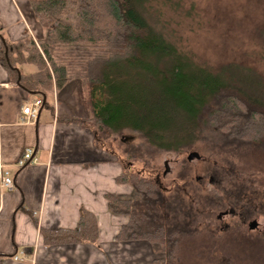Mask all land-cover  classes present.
I'll return each mask as SVG.
<instances>
[{"label":"trees","instance_id":"1","mask_svg":"<svg viewBox=\"0 0 264 264\" xmlns=\"http://www.w3.org/2000/svg\"><path fill=\"white\" fill-rule=\"evenodd\" d=\"M157 1L165 2L30 0L45 34L38 42L28 37L15 43L0 34V64L14 83L19 71L17 83L41 96L40 109L50 106L55 90L79 81L89 114L65 123L87 128L96 147L115 155L123 168L116 181L129 184L139 195H105L108 209L128 217L117 233L118 242L147 241L162 257L154 264H182L177 260L179 241L187 231L193 233L190 223L178 219L183 206H190L184 186L177 183L167 193L153 176H142L129 166L135 159L150 164L160 152L194 150L206 136L218 148H253L257 162H264V77L235 61L199 63L162 31L153 4ZM257 37L264 45V30ZM24 64L36 68L26 74ZM125 132L139 134L140 144L115 141ZM189 174L187 170L178 176L184 185ZM95 217L81 209L76 228H42L43 244H97ZM251 247L237 252V259L264 264V243Z\"/></svg>","mask_w":264,"mask_h":264},{"label":"crops","instance_id":"2","mask_svg":"<svg viewBox=\"0 0 264 264\" xmlns=\"http://www.w3.org/2000/svg\"><path fill=\"white\" fill-rule=\"evenodd\" d=\"M31 6L30 0H0V34L5 40L43 38L44 27ZM29 66L21 70L29 74L24 71ZM17 82L0 64V264H153L146 242H118L127 217L108 209L105 195L131 194L129 184L116 181L122 163L96 147L87 128L65 123L88 117L82 110L80 83L55 90L50 106L26 122L22 107L42 98ZM26 148L34 150L33 163L18 169L15 162ZM2 170L10 171L14 190L1 187ZM81 209L96 216L97 244H43L42 228H76Z\"/></svg>","mask_w":264,"mask_h":264},{"label":"rangeland","instance_id":"3","mask_svg":"<svg viewBox=\"0 0 264 264\" xmlns=\"http://www.w3.org/2000/svg\"><path fill=\"white\" fill-rule=\"evenodd\" d=\"M153 4L159 13L162 31L199 63L215 65L235 61L250 66L264 77V45L257 37L258 32L264 30V0H165L163 4L160 1ZM35 68L31 65L24 71L29 73ZM72 81L71 84H79L78 80ZM81 88L83 95L79 97L85 101L82 110L89 114L82 85L79 90ZM208 137L201 138L194 149L200 158L188 160L187 151L190 149L181 154L160 152L150 164L132 160L129 169L142 176L158 177V183L166 188L167 193L172 192L177 183L184 186L182 193L190 206H183L178 219L190 223L189 230L193 233L187 234V231L179 241L178 261L180 258L182 264H249L247 258L239 261L237 252L240 254L242 248H258L264 243V206L261 209L264 203V162H257L253 148L234 145L218 148ZM114 139H122L127 145L140 144L141 140L134 132H125L122 137ZM112 148L119 151L125 161L128 160L116 144ZM165 167L170 170L166 175ZM187 170L190 174L187 175V185H184L185 181L178 176ZM131 195L139 197L133 191L123 197ZM232 208L242 211V216L250 210L249 217H256L259 229H249L248 223L243 224L242 216L233 217L225 212ZM220 214H224L222 219L218 217ZM150 246L152 257L162 258ZM152 262L154 264V260Z\"/></svg>","mask_w":264,"mask_h":264},{"label":"built area","instance_id":"4","mask_svg":"<svg viewBox=\"0 0 264 264\" xmlns=\"http://www.w3.org/2000/svg\"><path fill=\"white\" fill-rule=\"evenodd\" d=\"M43 105V100L42 99H34L30 104L24 105L22 107L21 112L26 115L27 119L26 122L31 120H35L38 115L41 106ZM24 120V119H23ZM33 156H34V150L31 148H26L24 153L18 158V160L15 162L16 167L18 169L25 167L27 164L29 165L30 163H33ZM1 177H2V182H1V187L5 190H14V178L11 176L10 171L8 170H2L1 171ZM17 259V257H15Z\"/></svg>","mask_w":264,"mask_h":264},{"label":"flooded vegetation","instance_id":"5","mask_svg":"<svg viewBox=\"0 0 264 264\" xmlns=\"http://www.w3.org/2000/svg\"><path fill=\"white\" fill-rule=\"evenodd\" d=\"M188 153L190 152L191 153V151L189 150V151H187ZM192 152H195V150L194 151H192ZM196 157V156H195ZM198 158H200V156L198 157ZM188 160H190V159H188ZM168 172H170V170L168 171ZM168 172H167V174H168ZM166 175V174H165ZM164 175V176H165ZM156 181L158 182L159 181V178L157 177L156 178ZM263 206H264V203L262 204V206H261V209L263 208ZM239 210H237L236 208H232L231 210L229 209V210H227V211H225L226 213H230L233 217H238V216H242L244 213H242V211L241 212H238ZM237 214V215H236ZM250 210L244 215V216H242L243 218H242V220H243V224H247V227L249 228V229H255L256 228V230L257 229H259L258 227H259V222H258V220L256 219V217H253V216H251V217H253V218H251V217H249L250 215ZM224 214H220L218 217H219V219H222V216H223ZM249 217V218H248ZM258 223H257V222ZM253 222H255L254 224H252ZM253 225L252 226V228H250V225Z\"/></svg>","mask_w":264,"mask_h":264},{"label":"water","instance_id":"6","mask_svg":"<svg viewBox=\"0 0 264 264\" xmlns=\"http://www.w3.org/2000/svg\"><path fill=\"white\" fill-rule=\"evenodd\" d=\"M18 75H19V80L18 81H20L21 75H20L19 71H18ZM43 98L45 99V96H43ZM187 156H188V159L193 160L195 158V156L196 157H199V154H198L197 151H195V152H191V153L189 152ZM165 169L166 170H165L164 174H167V172H168L169 169H167V167H165ZM254 223L255 222H253L252 224H254ZM252 224L250 225V228H252V226H253Z\"/></svg>","mask_w":264,"mask_h":264}]
</instances>
